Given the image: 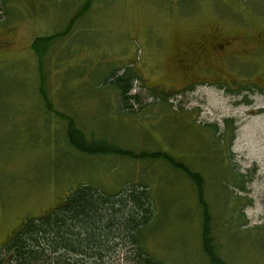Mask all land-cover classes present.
I'll return each mask as SVG.
<instances>
[{"label":"rangeland","instance_id":"1","mask_svg":"<svg viewBox=\"0 0 264 264\" xmlns=\"http://www.w3.org/2000/svg\"><path fill=\"white\" fill-rule=\"evenodd\" d=\"M215 27L256 46L264 0H0V248L82 184L115 194L146 183L150 252L211 264L192 180L162 159L83 153L67 137L74 122L87 141L167 151L200 173L220 255L264 264V52L181 67ZM127 67L128 105L108 79ZM118 256L133 264L128 249Z\"/></svg>","mask_w":264,"mask_h":264},{"label":"trees","instance_id":"2","mask_svg":"<svg viewBox=\"0 0 264 264\" xmlns=\"http://www.w3.org/2000/svg\"><path fill=\"white\" fill-rule=\"evenodd\" d=\"M127 68L120 75L113 70L108 76L125 103L129 97H135L130 95L134 73L131 67ZM67 133L69 141L83 153L162 159L183 171L196 187L203 251L211 264H229L220 255L213 235L205 180L200 173L167 151L136 152L104 140L87 141L74 122L69 123ZM236 185L244 189V184ZM150 189L146 183L131 184L123 191L109 194L82 184L56 207L25 219L0 248V264H113L125 248L133 253L134 259L126 256L133 264H162L145 243L156 215Z\"/></svg>","mask_w":264,"mask_h":264},{"label":"flooded vegetation","instance_id":"3","mask_svg":"<svg viewBox=\"0 0 264 264\" xmlns=\"http://www.w3.org/2000/svg\"><path fill=\"white\" fill-rule=\"evenodd\" d=\"M209 31L212 33H208ZM209 31L206 32L207 34L204 33V35H202L200 39L195 42V44L193 43L190 47H188L180 61L182 62L181 67L185 66V68H190L194 65L197 67L201 65L205 67L209 64L212 58L214 61L217 57L219 58L222 56L233 59L236 58V56H248L259 50L264 52V39H258L256 46L248 48L245 44L236 46L238 45L237 36H227L222 34L216 27L211 28ZM1 46H3V44H0V47ZM220 78L221 75L218 74L215 82L218 83L223 80ZM262 83H264V74L262 75ZM187 84L189 87L193 84V81H189ZM244 89L247 92L254 91V88L249 85L244 86Z\"/></svg>","mask_w":264,"mask_h":264}]
</instances>
